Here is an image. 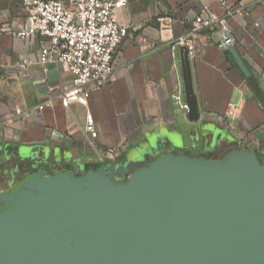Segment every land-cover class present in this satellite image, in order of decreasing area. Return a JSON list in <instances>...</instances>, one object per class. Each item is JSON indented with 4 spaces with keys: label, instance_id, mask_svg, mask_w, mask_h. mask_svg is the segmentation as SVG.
Wrapping results in <instances>:
<instances>
[{
    "label": "water",
    "instance_id": "95a60500",
    "mask_svg": "<svg viewBox=\"0 0 264 264\" xmlns=\"http://www.w3.org/2000/svg\"><path fill=\"white\" fill-rule=\"evenodd\" d=\"M227 51L249 78L234 47ZM179 55L192 138L209 148L229 141L225 127L200 117L187 48ZM190 131L157 132L123 162L95 154L99 163L82 175L39 172L0 194V264H264V159L256 146L174 155ZM58 149L41 151L71 159Z\"/></svg>",
    "mask_w": 264,
    "mask_h": 264
},
{
    "label": "crops",
    "instance_id": "0c3cea01",
    "mask_svg": "<svg viewBox=\"0 0 264 264\" xmlns=\"http://www.w3.org/2000/svg\"><path fill=\"white\" fill-rule=\"evenodd\" d=\"M21 1L22 17L0 25L2 146L59 148L60 154L65 150L72 155L61 158L63 166L82 172L84 165L100 161L79 130L87 112L95 121L98 152L104 155L102 159L114 162H123L150 135L165 130L184 132L186 119L180 112L186 111L173 99L181 88L185 102L181 48L172 45L188 31L205 3L231 28L233 47L250 77L243 76L227 50L216 47V30L197 33L188 63L199 115L225 127L229 135V141L221 145L225 153L256 146L264 159V0H225L229 8H242L243 14L233 16L225 15L217 0H126L116 11L118 23L128 27L114 57L116 70L106 84L91 87L87 108L72 104L69 110L59 102L70 86L69 74L59 65L44 71L39 64L40 39L22 41L12 36L27 25L29 7ZM59 1L67 4L70 0ZM48 99L53 108L38 111Z\"/></svg>",
    "mask_w": 264,
    "mask_h": 264
},
{
    "label": "built area",
    "instance_id": "2783aa9c",
    "mask_svg": "<svg viewBox=\"0 0 264 264\" xmlns=\"http://www.w3.org/2000/svg\"><path fill=\"white\" fill-rule=\"evenodd\" d=\"M25 1L29 7L27 25L12 36L22 41L40 39L39 64L44 71L48 66L59 65L69 74L70 86L59 97L63 109L69 110L72 104L87 108L91 87L106 84L117 68L114 57L127 35L128 27L118 23L116 11L126 5V0H70L67 4L59 0ZM217 3L227 16L243 14L242 8H229L225 0H217ZM166 22L169 24L171 20L166 18ZM204 29L217 31L218 49L227 50V47L233 46L231 28L207 4L201 3L188 31L178 37L172 47H185L188 51L193 49L196 34ZM181 96L182 89L178 88L173 95L174 102L187 111ZM53 105V101L48 99L36 109L43 111L53 108ZM229 115L235 116L234 113ZM79 130L88 148L102 159L104 155L97 150L98 133L91 113H86ZM65 140L70 141L68 138Z\"/></svg>",
    "mask_w": 264,
    "mask_h": 264
},
{
    "label": "flooded vegetation",
    "instance_id": "af4514ba",
    "mask_svg": "<svg viewBox=\"0 0 264 264\" xmlns=\"http://www.w3.org/2000/svg\"><path fill=\"white\" fill-rule=\"evenodd\" d=\"M191 124V125H190ZM191 137L196 136V123H190ZM200 125V123H199ZM192 146H184L182 149H174L171 152L176 156H188L190 158H199L203 155L212 156L225 153L221 148L222 142L218 146L209 148L203 147L199 142H195L192 138ZM16 144H6L0 151V194L12 192L23 181L36 176L39 172L43 173V179L58 176L69 170L68 167L63 166L61 158L53 157L41 151V146L25 145L26 154L16 153ZM29 151L32 154H29ZM143 164L134 165L133 167H141ZM132 167V168H133ZM76 176L82 175V172L72 169Z\"/></svg>",
    "mask_w": 264,
    "mask_h": 264
},
{
    "label": "rangeland",
    "instance_id": "374dc122",
    "mask_svg": "<svg viewBox=\"0 0 264 264\" xmlns=\"http://www.w3.org/2000/svg\"><path fill=\"white\" fill-rule=\"evenodd\" d=\"M22 17V1L21 0H0V25L3 23H8V21H13ZM17 28V26H15ZM182 113L183 117L186 119V126L184 127V132L188 130L190 121L187 118L186 112ZM191 125V124H190ZM178 141V140H177ZM192 138L185 136L184 142L185 146H192Z\"/></svg>",
    "mask_w": 264,
    "mask_h": 264
},
{
    "label": "trees",
    "instance_id": "16d2710c",
    "mask_svg": "<svg viewBox=\"0 0 264 264\" xmlns=\"http://www.w3.org/2000/svg\"><path fill=\"white\" fill-rule=\"evenodd\" d=\"M263 160V159H262Z\"/></svg>",
    "mask_w": 264,
    "mask_h": 264
}]
</instances>
